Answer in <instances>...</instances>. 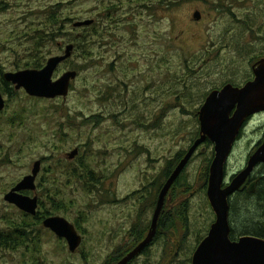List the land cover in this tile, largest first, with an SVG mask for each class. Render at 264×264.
<instances>
[{
	"label": "rangeland",
	"instance_id": "1",
	"mask_svg": "<svg viewBox=\"0 0 264 264\" xmlns=\"http://www.w3.org/2000/svg\"><path fill=\"white\" fill-rule=\"evenodd\" d=\"M59 4L64 19L93 18L103 35L92 47L80 44L61 68L79 72L67 98L37 99L13 85H8L10 97L2 90L9 102L0 112V231L22 220L5 194L42 160L31 195L40 198L41 211L52 209V200L62 202L54 216L78 223L84 240L71 253L64 239L35 226L26 246H0V264H107L127 249L134 241L125 229L140 205H148L156 184L166 181L169 161L199 138L198 113L206 97L227 83L251 80L252 64L264 57V0H15L0 13V73L31 68L25 66L32 60L31 23ZM197 10L200 20L194 18ZM67 26L65 35L44 48V63L59 53L58 42L84 32ZM263 139L261 112L235 143L227 179L245 168ZM203 147L206 152L199 149L185 169V186L174 187L165 204L167 213H176L184 201L180 206L190 219L187 250L216 219L204 188L215 144ZM76 148L78 156L69 160ZM68 169L77 176L70 177ZM255 176H264V166ZM242 198H235L232 214L238 232L250 217L243 213ZM168 240L171 246V236ZM162 248L159 243L153 252Z\"/></svg>",
	"mask_w": 264,
	"mask_h": 264
},
{
	"label": "water",
	"instance_id": "2",
	"mask_svg": "<svg viewBox=\"0 0 264 264\" xmlns=\"http://www.w3.org/2000/svg\"><path fill=\"white\" fill-rule=\"evenodd\" d=\"M201 17L200 11L194 13L195 19L200 20ZM94 22L93 18L75 20L73 26L75 28L88 27ZM75 49L74 43H69L62 54L49 58L43 68L6 72L5 80L12 83L16 90L24 89L31 97L67 98L72 82L77 79L79 72L69 69L58 79L54 80L53 77L59 64L72 58ZM253 70L254 78L244 85L235 86L227 83L221 89H215L209 93L198 113L201 127L200 137L195 140L167 178L159 195L152 229L148 236L118 264H127L152 242L157 221L169 191L206 140L215 144V156L209 170L207 196L216 214V221L209 235L196 250L193 264H264V238L246 234L238 240H232L230 222V198L247 182L255 169L264 164V140L250 155L245 168L225 185L226 166L237 139L247 121L255 114L264 112V58L254 65ZM6 105V99L0 90V111H3ZM202 151H205V148H202ZM78 154L79 148H76L68 153L67 157L74 159ZM42 167V160L35 161L31 173L24 176L5 194V201L27 214L36 216L39 212V197L25 192L37 190V178ZM256 187V182H253L249 191L254 192ZM43 226L59 238L65 239L71 253L77 252L83 243V236L65 217L48 216L44 219Z\"/></svg>",
	"mask_w": 264,
	"mask_h": 264
},
{
	"label": "flooded vegetation",
	"instance_id": "3",
	"mask_svg": "<svg viewBox=\"0 0 264 264\" xmlns=\"http://www.w3.org/2000/svg\"><path fill=\"white\" fill-rule=\"evenodd\" d=\"M198 11V10H197ZM69 23H65L64 24V28L66 29L68 26ZM72 25V23H71ZM73 26V25H72ZM74 30H78V29H83V28H74V26L72 27ZM63 30L62 31V34H66V30ZM77 36V39L78 41L80 42V44H83V41H84V34H83V31L82 32H79L76 34ZM58 40V39H57ZM56 40V41H57ZM68 43L66 42V38L63 39L61 42H58L57 43V47H58V50H59V53L57 54H54L52 56H55V55H59V54H62L64 52V48L65 46L67 45ZM77 49V48H76ZM51 56V57H52ZM50 57V58H51ZM262 58L264 57H260L258 58L251 66L252 68V74H253V78H254V70H253V67L254 65L259 61L261 60ZM48 61V60H47ZM47 61L45 63L42 64V67L40 68H30V67H27V68H30V69H41L43 68ZM68 62L65 61V62H62L59 64L58 68L56 69L55 71V74H54V77L53 79L56 80L58 79L64 72L61 71V68L63 67V65H65L66 63ZM21 70H24V69H21ZM68 70V69H67ZM20 71V70H18ZM78 78V77H77ZM252 78V79H253ZM251 79V80H252ZM75 81V80H74ZM74 81L72 82V86H71V90H72V87H73V84H74ZM0 82L3 83L5 85V87L7 88L8 85L10 87H12V83L10 82H7L5 80V72L1 71L0 73ZM248 82V81H247ZM234 85V84H233ZM244 85V84H243ZM14 86V85H13ZM237 86V85H235ZM242 86V85H241ZM2 87L3 85L1 84V87H0V90L1 92L3 93L4 97L6 98V101L9 102L8 100V97H10L12 95V90L8 87V89L6 90L5 93H7L9 96L6 97L5 93L2 91ZM15 88V86H14ZM16 90V89H15ZM20 90H24V89H20ZM19 91V90H18ZM25 91V90H24ZM26 92V91H25ZM37 98V97H36ZM58 98H62V97H57L55 99H58ZM39 99V98H37ZM43 99H46V98H43ZM49 100H54V99H49ZM5 110V109H4ZM3 110V111H4ZM2 112V111H0ZM247 124V123H246ZM238 140V139H237ZM264 140V139H263ZM209 140H206L199 148L198 150L200 149V151L202 153L206 152V148L203 147L204 144H208ZM237 142V141H236ZM262 142V141H261ZM260 142V143H261ZM259 143V145H260ZM194 144V143H193ZM235 146V145H234ZM202 148H205V151H202ZM258 148V145L257 147L251 152V154ZM234 149V148H233ZM198 150L196 152H198ZM250 154V155H251ZM69 159V158H68ZM75 159V158H74ZM74 159H69V160H74ZM249 159V158H248ZM248 162V161H247ZM240 172V171H239ZM238 172V173H239ZM236 173V174H238ZM236 174H233L231 177H229L227 179V175H226V178H225V185H227L233 178ZM39 177V176H38ZM38 180V178H37ZM208 180H209V177H208ZM156 181V180H155ZM155 181L152 182V185L154 186L155 185ZM166 182V181H165ZM165 182H162V184L159 186V184H156V188H155V193L153 195V197L151 198L150 202H149V198L151 197L152 195V192H150V195H148V193L146 194L145 196V199L144 200H147L149 202L148 205H140L141 209L140 211L138 212L136 218L134 219V222L132 223V225H130V227L127 229L126 227V231H125V234H127V236H132L133 237V241L134 239H138L136 242H134L133 244H131L127 249H121L119 252H117V254L115 255L116 258H118L119 256L118 255H121L115 262H112V263H109V264H118L119 261L125 257L129 252H131L135 247H137V245L142 242L149 234L150 230L152 229V225H153V218H154V215H155V211H156V208H157V203H158V199H159V195H160V192L165 184ZM253 182H256V185L258 187V182H257V176H255V172L252 174V176H250V178L247 180V182L237 191L235 192L231 198H230V212H231V205L234 201V199L238 196V195H247V194H253L257 191V187H256V190L254 192H251L249 191V187L250 185L253 183ZM176 183V182H175ZM174 183V185H175ZM16 185V184H15ZM14 185V186H15ZM174 185L172 186L171 190L169 191L167 197L169 196L170 192L172 190H174ZM13 186V187H14ZM12 187V188H13ZM11 188V189H12ZM10 189V190H11ZM207 189H208V184L206 186V193H207ZM26 194H29L31 195L32 193L34 192H25ZM193 193H191L192 195ZM32 196V195H31ZM208 197V196H207ZM167 200V198H166ZM166 200H165V204H166ZM209 200V199H208ZM124 201V200H123ZM116 202V201H114ZM9 204V203H8ZM165 204H164V207L159 215V218H158V221H157V227H156V232H155V235H154V238L152 240V242L146 246L143 251L138 254L134 259H132L131 261H129L127 264H193V257H194V254L196 252V250L198 249L199 245L201 244V242L209 235V232L211 230V227L213 225V223L210 225L209 229L205 232V234H203V236H200L198 242H197V245L192 249L188 248L187 250V246H186V238H187V234L189 232V229H190V219H189V216L187 213H184V214H181L178 212L179 210V205H177L175 208H176V213H167L165 211ZM12 205V204H10ZM150 206V207H149ZM139 207V208H140ZM153 209V212L151 214H145L146 210L148 209ZM213 209V208H212ZM214 211V210H213ZM215 213V212H214ZM21 214H22V218L23 216L25 217V215H27V213L25 212H22L21 211ZM145 214V215H144ZM30 215V214H28ZM216 215V214H215ZM32 217H35L33 215H31ZM130 220V224H131V219L129 218ZM21 221V220H20ZM20 221H15L13 224L14 226L16 225V227L18 228V226L20 225ZM75 225V224H74ZM36 226V222L32 219L30 220L29 222V225H28V228H29V233H32L33 234V229L34 227ZM76 226V225H75ZM77 228V227H76ZM118 229L122 228V224H119ZM15 232H18V230L15 228L14 229ZM78 230V228H77ZM50 231V230H49ZM52 232V231H51ZM79 232V230H78ZM1 233H3V231H1ZM53 233V232H52ZM80 233V232H79ZM82 235V234H81ZM171 236V242H172V245L169 246V240L167 241V243H165V239L166 237H169ZM241 237V236H240ZM240 237H238L237 239H232V240H238ZM61 239V238H60ZM84 239V238H83ZM18 239L13 242L15 243V245H18ZM12 243V244H13ZM159 243H163V248H162V251H157V253H154L153 250L155 248V246ZM14 245V246H15ZM11 246V245H10ZM13 246V245H12ZM8 247V245H7ZM123 250V251H122ZM187 250V251H186ZM190 251H191V255L189 257V254H190ZM78 252V250H77ZM76 252V253H77ZM185 252V255L187 254V257L185 259H183V254ZM114 257V258H115Z\"/></svg>",
	"mask_w": 264,
	"mask_h": 264
},
{
	"label": "trees",
	"instance_id": "4",
	"mask_svg": "<svg viewBox=\"0 0 264 264\" xmlns=\"http://www.w3.org/2000/svg\"><path fill=\"white\" fill-rule=\"evenodd\" d=\"M13 1L15 0H0V13H2L6 9H8L10 6H12ZM56 7L57 8L60 7V4L55 7H49L48 9L50 10H47L42 18L40 17L39 19H34L32 21L31 23L32 37L29 38L30 41L32 42V49L30 53L32 60L25 65L26 67H31V68L42 67V64L44 63L43 62L44 61L43 53H45L44 48L48 47L47 46L48 44H54L57 38L60 37V35L62 34V31L65 29L64 28L65 22L72 23L74 21V18H71L70 16L64 19L61 10L57 9ZM109 15H110V12H109ZM109 17L110 16L107 15L106 19H108ZM83 29H84V32H83L84 41L83 42L86 43L87 45L90 44L91 47L96 41L95 37H98V39H101V36L103 35V33H101L96 26V20L93 25L88 26V27H83ZM65 38H66L67 43H74L76 48L80 45V42L78 41L77 36L72 37L68 35ZM190 70L193 71V69H190ZM2 90L6 91L7 88L2 87ZM185 154H186L185 151L180 152L174 159H171L169 161L168 167L165 170L166 180L170 176L172 171L175 169L179 161L184 157ZM210 165H211V159L208 160L207 166L204 169L205 170L204 171L205 172V177H204L205 184L207 183V180H208ZM262 166H264V164H262ZM184 172L185 170L183 171L181 176L177 179L174 187H176L179 184H181L182 186H185V184H183L184 177H185ZM68 175L70 177L77 176L76 171L70 170V169H68ZM257 182H258L257 191L253 194L249 193L247 195H243V198H242L243 199L242 201L245 203V209H244L245 212L243 213L244 215H247V217L250 216L245 221L244 223L245 229H243L242 231L238 232L233 227L234 221L232 219V214L234 213L233 210L235 207L234 201L231 205L230 222L232 226V231H231L232 239H237L238 237L242 235H246V234L256 235V236L264 238V176L257 177ZM185 183L188 185L186 181ZM204 188H206V186ZM61 204L62 202L57 203L56 200L55 201L52 200V206H53L52 209L45 208L42 211L40 210L39 213L35 217H32L31 215H28V214L25 215V217L23 216L18 228L16 227V225L14 226L13 224L15 221H12V227H13L12 230H8L5 232L3 231V233H1L0 231V246H7V245L14 246L15 243L13 242H15L17 239L19 241L18 246H26L27 243L30 240H32V236H31L32 233H29L28 231L29 230L28 225H29L30 220L33 219L36 222L37 227L41 226L43 220L46 217L54 216L55 212L60 210L61 206H63ZM180 205H179L180 210H178V212L181 214L186 213L184 212V210L182 209V206ZM76 227L80 229V225L78 223L76 224ZM15 228L18 230V232H15L14 230ZM38 238L39 237L36 235V243H37ZM137 240L138 239H134V242H136ZM121 255H118V256L120 257ZM114 257L115 255L109 259L110 261L107 264L115 262L119 258V257L118 258L116 257L114 258Z\"/></svg>",
	"mask_w": 264,
	"mask_h": 264
}]
</instances>
